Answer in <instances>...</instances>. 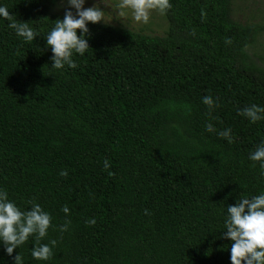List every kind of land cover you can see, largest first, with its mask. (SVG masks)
<instances>
[{"label":"trees","instance_id":"trees-1","mask_svg":"<svg viewBox=\"0 0 264 264\" xmlns=\"http://www.w3.org/2000/svg\"><path fill=\"white\" fill-rule=\"evenodd\" d=\"M233 1L169 0L162 37L89 24L78 67L50 70L44 36L60 0H0L40 35L24 43L0 20V188L22 211L39 203L52 216L41 242L57 241L46 262L31 257L32 237L11 257L0 247V264L17 253L24 264H230L226 208L264 191L248 159L264 120L237 114L264 107V67L248 52L264 25L235 21Z\"/></svg>","mask_w":264,"mask_h":264},{"label":"clouds","instance_id":"clouds-1","mask_svg":"<svg viewBox=\"0 0 264 264\" xmlns=\"http://www.w3.org/2000/svg\"><path fill=\"white\" fill-rule=\"evenodd\" d=\"M65 2L63 19H57L44 36L45 47L52 53L50 70H63L65 66L76 69L78 65L73 57L84 56L90 49L91 37L88 25L105 23L106 12L100 7L101 4L105 5L104 0H99L98 4L88 8L84 7L86 0H60L61 5ZM169 7V0H117L110 8L116 16L124 19L130 17L133 22L147 23L150 10L164 12ZM0 20L6 21L7 28L24 43L33 42L37 36H40L30 23L20 22L15 16L10 15L9 8L3 3H0ZM225 43L230 44L231 40L226 38ZM201 102L207 106L209 113L217 106L210 95L202 97ZM237 114L251 123H256L264 120V107L251 105L239 109ZM205 131L216 132L229 143L233 142L231 129L217 132L212 123H207ZM248 159L259 163L260 174L264 176V140L256 145ZM252 166L255 167L256 164ZM103 167L105 170L109 169L110 162L105 160ZM59 175L66 177L68 172L62 170ZM28 204L30 207L22 211L9 199L7 190L0 188V247L11 257L15 249L32 237L31 257L36 261L46 262L53 257V248L57 244L56 240L41 242L47 237L48 230L52 226V216L34 200L28 201ZM62 211L68 215L70 210L65 205ZM69 223L70 221H66L61 225L59 231L61 233L67 231ZM86 223L91 226L96 220L90 218ZM223 228L221 238L231 242L230 264H264V191L250 197L241 196L234 205H229L226 208ZM13 264H24L23 257L19 253L15 255Z\"/></svg>","mask_w":264,"mask_h":264},{"label":"rangeland","instance_id":"rangeland-1","mask_svg":"<svg viewBox=\"0 0 264 264\" xmlns=\"http://www.w3.org/2000/svg\"><path fill=\"white\" fill-rule=\"evenodd\" d=\"M117 0H104L105 5L101 4V10L106 12L105 23L115 27H122L133 32H140L148 36L162 37L165 35L168 23L163 12L150 10L149 20L147 23L133 22L128 19L116 16L110 8ZM99 0H86L84 7L88 8L93 4H98ZM66 2L61 5L59 2L51 11L55 15H64ZM232 18L241 24L264 25V0H234L232 3ZM252 59L264 67V34L260 35L256 42L248 50Z\"/></svg>","mask_w":264,"mask_h":264}]
</instances>
